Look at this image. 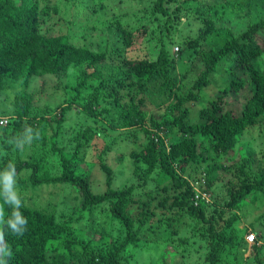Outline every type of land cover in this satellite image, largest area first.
<instances>
[{"label": "trees", "instance_id": "1", "mask_svg": "<svg viewBox=\"0 0 264 264\" xmlns=\"http://www.w3.org/2000/svg\"><path fill=\"white\" fill-rule=\"evenodd\" d=\"M96 1L0 0V120L7 121L5 126H0L3 147L0 183L5 177L15 178L24 171L28 173L26 182L33 187L68 185L80 200L81 213L77 218H67L22 201L15 203L0 188L3 242L0 264H129L133 256L129 249L137 246L145 223L154 215L148 201L142 202L143 210L132 215L133 205L138 202L134 198L136 190L149 185L158 186L164 193L172 192L158 207L164 208L171 200L167 208H177L194 223L193 230L205 242V264H238L248 246L245 234L249 229L253 231L252 227L262 225L264 219L263 211L251 223L252 227L241 228L246 206L251 202L264 203V150L258 162L247 154L236 163L209 167L205 171V189L211 195V203L198 200L194 205L195 193L184 175L190 165L208 161L211 154L217 157L228 154L246 131L264 124V72L255 64L264 54V17L249 22L241 33L232 35L219 48L206 49L207 38L220 30L216 22L226 14L241 10V0H154L141 13L150 16L148 22L158 23L160 45L154 58L152 53L139 57L129 53L135 55L133 49L146 36L149 25L141 24L134 31L124 26L122 19L100 25L101 32L105 28L114 30L117 41L123 44V48L109 49L74 44L67 34L61 33L63 25L57 30L62 19L66 24L69 21L66 16L61 18L62 11L71 15L69 11L74 6L77 8L73 9L74 14L85 12L89 16L98 12V8L103 9L104 5ZM259 1L249 0L248 14L259 6ZM142 16L137 20L141 21ZM185 17L200 21L199 32L193 38L178 36L182 38L175 40L178 24ZM91 28L96 29L92 25L82 28L81 33ZM170 43L179 46L177 60L169 50ZM185 58L202 64L200 74L186 90L185 74L180 77L178 74V66ZM226 60V72L221 77L227 78V84L219 90V97L201 107L200 120L193 122L188 105L199 103L211 83L210 77L219 73V67ZM70 71L76 74L75 84L70 86L75 96L55 108L36 111L33 94L27 91L31 81ZM153 83L158 88L155 102L151 99ZM12 89H16L13 95ZM243 91L242 107L235 112L225 99L230 93ZM106 101L124 109L120 128L141 130L147 142L130 155L134 165L132 178L137 184L113 189V170L100 162L106 189L95 193L89 178L76 171L78 163L85 159L94 130L84 129L77 139L78 131L73 137L76 146L72 154L59 150L60 172L52 175L46 159L48 128L56 122L58 134L65 113L74 107L85 116H105L109 113L108 106L102 107ZM28 133L35 156L22 160L19 155L8 153L12 143L18 148L21 142L27 141ZM172 133L177 137L170 139ZM222 171L228 179L222 185L225 200L220 202L211 190L210 174ZM101 207L109 211L116 228L102 237L100 246H94L93 240L77 235L73 219L82 218L84 213L91 215ZM17 213L25 222L17 224L14 231L11 224L15 223ZM261 238L264 240V232L259 233L251 247L253 264H264Z\"/></svg>", "mask_w": 264, "mask_h": 264}, {"label": "rangeland", "instance_id": "2", "mask_svg": "<svg viewBox=\"0 0 264 264\" xmlns=\"http://www.w3.org/2000/svg\"><path fill=\"white\" fill-rule=\"evenodd\" d=\"M153 1L97 0L96 3L101 2L104 5L103 9L98 8V12L91 13L92 15H87L88 17L85 12H80L78 15L74 14L77 8L73 6L70 11L66 9V12L69 11L72 16L66 15L63 11L60 14L61 18L66 16V19L68 18L69 21L66 24L62 19L57 30L63 25L61 33L63 35L67 34L69 40L74 44L84 45L91 49H109L113 46L123 48V44L117 41V34L114 30L109 31L105 28L101 32L100 30L103 28H100V25L105 26L109 21L114 19H122V24L133 31L140 28L141 24L149 25L148 33L143 39H139V42L133 49L135 50V55L129 53V56L142 57L145 54L152 53L154 58L160 45L161 31L157 22H148L147 20L150 16L145 17L144 13H141V10L152 6ZM241 2V10H235L230 14H226V16L224 15L221 20L216 22V27L220 30L215 35L207 38L204 48H219L232 35L236 36L241 33L249 22H254L258 18L264 17V0H260L259 6L253 9L250 14H248L250 12L248 9L249 0H241ZM141 15H143L141 21L137 20ZM92 25H95L96 29L91 28L81 33L83 31L82 28ZM200 27L201 23L197 19L182 18L178 24L179 33H175L174 39L179 40L184 36L193 38L198 34ZM177 45V43L173 45L170 43L168 45L176 60L178 59L177 54L179 52L176 49V47L179 48ZM188 58L192 57L189 56ZM188 58H185V61L178 66L179 77L181 76L180 74H185L184 90L196 79L202 69V64H199L197 61L191 63L189 60H186ZM227 62L226 60L221 64L218 74L210 77L211 83L205 88L199 103L188 105L193 122L200 120L199 111L201 107L205 106L209 100H215L219 97V90L227 84V78L221 77L226 72ZM255 64L261 72H264V54ZM75 81L76 74L74 71H70L67 74L63 73L58 77L44 76L33 79L27 91L33 94L36 111H41L47 107L55 108L63 104L66 99H71L73 95L75 96L73 90L70 89V86L75 84ZM156 86L157 84L153 83L150 87L151 89L154 88V93L151 97L154 102L155 98L158 97V93L156 92L158 88H155ZM15 88L19 89V87ZM16 89L11 90L12 95ZM243 93L244 91L242 93H230L226 97L225 100L229 103L230 109L235 112L240 111L243 104ZM104 106H108L109 113L101 117L92 118L91 116H85L75 107L66 112L65 121L62 123L58 134L56 133L58 131L56 122H53L49 126L46 147V151L48 152L46 158L47 165L50 168L51 174L57 175L60 172L59 150L72 154L76 146L73 137H76L78 131L80 132L77 139L80 138L79 135L82 134L84 129L90 128L94 130V137L90 140L89 147L85 152V159L81 163H78L76 171L83 173L89 178L95 193H102L106 189L104 174L99 168L100 162H104L113 170V189H120L126 184H137V181L132 178L134 165L130 155L134 151L138 152L141 150L147 142L146 136L141 130L120 128L123 120L121 115L124 113L123 108L115 107L112 101H106L102 107ZM27 137L28 140L21 142L18 148L15 143H12V147L8 153L11 152L14 156L19 155L22 160H27L33 155L35 156L34 145H31V141L29 140L31 139L30 133H28ZM175 137H177L175 133L170 134V139H174ZM2 149L3 147L0 144V150L2 151ZM103 150H105L104 153ZM263 150L264 124L246 131L241 141L236 145V148L228 154L219 157L211 154L208 161L196 162L190 165L186 169V175L184 176L193 184H197L194 187L206 193L211 203V195L205 189V171L212 166H226L229 163H236L247 154L252 155L254 160L258 162L263 157ZM27 174V172L23 171L18 177L11 178L10 181L7 177L1 181L0 188L4 190L8 198L11 199L12 196H15V203L22 201L37 209L55 211L56 214H62L67 218H77L81 215L80 200L76 197V192L72 187L64 184L33 187L30 183L26 182ZM210 179L213 180L211 186L213 194L216 193L218 201L223 202L225 200V191L222 185L227 182L228 175L223 171L212 173L210 174ZM21 181L26 182V184H22ZM157 188L158 186L149 185L148 187H144V189L138 188L135 192L134 198L138 202L133 205L132 215L144 209L142 205L143 201L150 203L149 209L154 211V215L145 223L141 232V240L137 246L129 249L133 255L129 259V264H205V242L193 230L194 223L177 208L168 209L167 206L170 205L171 200H168L164 208L158 207L166 196H172V192L164 193ZM148 191L151 193L143 195ZM194 205H197L196 200L194 201ZM263 211L264 203L261 201L248 204L244 215L243 213L241 214L243 215V217L241 216L243 220L241 228L251 226V223ZM159 222H161L160 225L158 224ZM73 224L77 235L80 238L93 240L92 244L94 246H100L103 240L102 237L105 234H111L116 228V222L112 219L109 211L103 207L96 208L91 215L84 213L82 218L79 217L78 220L73 219ZM251 229L258 238L259 233L264 232V219L262 220V225H256ZM262 241L264 243V240ZM260 244L258 243L261 247ZM2 248L3 242L0 239V255L2 254ZM260 254L264 257V248H262ZM253 256V249L247 246L244 254L241 253L242 259L238 264H253L250 261ZM229 264L232 263L230 262Z\"/></svg>", "mask_w": 264, "mask_h": 264}, {"label": "built area", "instance_id": "3", "mask_svg": "<svg viewBox=\"0 0 264 264\" xmlns=\"http://www.w3.org/2000/svg\"><path fill=\"white\" fill-rule=\"evenodd\" d=\"M176 49L178 50V48H176ZM6 124H7L6 119L0 120V126H5ZM189 183L193 189V192L195 193L193 200L194 201L195 200L196 201L204 200L208 203L209 200H208V196H206V193H203V192L199 191L196 187H194L197 184H193L191 181ZM245 241H246L247 245L249 246V248H251L257 242L256 234L249 229L247 234H245Z\"/></svg>", "mask_w": 264, "mask_h": 264}, {"label": "clouds", "instance_id": "4", "mask_svg": "<svg viewBox=\"0 0 264 264\" xmlns=\"http://www.w3.org/2000/svg\"><path fill=\"white\" fill-rule=\"evenodd\" d=\"M176 48H177V47H176ZM7 179H8L9 181L11 180L10 177H8ZM15 200H16L15 196H12V197H11V201H15ZM24 222H25V220L22 219V217L17 213V214L15 215V223H12V224H11V228L15 231V230H17V228H16L17 224H23Z\"/></svg>", "mask_w": 264, "mask_h": 264}]
</instances>
